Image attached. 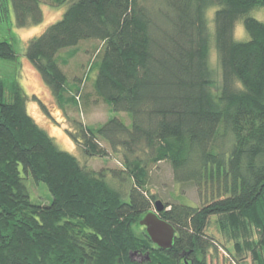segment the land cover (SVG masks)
<instances>
[{
  "label": "trees",
  "instance_id": "obj_1",
  "mask_svg": "<svg viewBox=\"0 0 264 264\" xmlns=\"http://www.w3.org/2000/svg\"><path fill=\"white\" fill-rule=\"evenodd\" d=\"M9 1L17 28L41 23L42 4H67L31 38L25 57L59 101L67 83L60 61L80 41L100 40L90 66L94 92L130 124L111 117L97 127L77 123L70 133L89 156L109 154L100 141L120 155L122 169H110L115 187L38 125L16 76L5 101L0 75V264H207L212 215L235 261L249 253L252 264H264V21L249 15L264 0ZM213 7L211 32L206 12ZM239 19L247 40L234 38ZM3 22L10 23L8 0H0ZM211 36L218 85L208 62ZM16 58L13 42L0 38V60ZM161 160L175 182L210 194L200 206L167 203L159 213L176 229L168 250L138 223L156 199L147 165ZM29 175L47 185L49 203L31 202Z\"/></svg>",
  "mask_w": 264,
  "mask_h": 264
},
{
  "label": "rangeland",
  "instance_id": "obj_2",
  "mask_svg": "<svg viewBox=\"0 0 264 264\" xmlns=\"http://www.w3.org/2000/svg\"><path fill=\"white\" fill-rule=\"evenodd\" d=\"M67 4L59 7L42 4L43 21L37 25L17 28L14 26V13L10 1L8 0L9 22L0 24V38H5L13 42L17 53L15 61L0 60V75L5 81V101H11L10 82L16 76L20 86L27 96V112L34 118L38 125L43 128L49 136L53 138L57 146L70 152L89 169L102 171L106 179L115 187H121L118 179H112L110 169H122L120 155L110 152L107 144L100 141L109 154L105 156H89L84 152L81 144L72 139L70 133H75L76 124L97 127L111 117H117L126 124H130V117L124 112H115L103 101L93 89V81L96 76V69L91 68L92 62L100 55L101 41L98 39H85L78 43L76 53L68 58L60 67L65 73L67 83L62 98L58 101L51 93L42 78L25 57V50L28 42L34 36L41 33L48 24L58 20ZM216 7L209 8L206 12L207 25L213 31V14ZM250 16L264 21V7L253 9ZM14 35V37H13ZM234 38L236 40H247L248 33L243 26V20L235 22ZM213 36H211V45ZM74 48V49H75ZM68 49L59 52V57H66ZM208 62L213 71L215 84H220L222 79L221 68L218 56L213 45L209 51ZM77 89V90H76ZM73 95V98H70ZM147 189L156 196L155 200H160L164 206L167 203L182 202L193 206H200L209 199L208 190L200 191L191 183H178L174 181L171 165L168 161L161 160L157 163H149ZM22 175L24 173L22 172ZM30 200L35 204H47L52 195L43 182L36 183L29 175L25 178ZM168 207H165V209ZM151 209H154V202ZM216 216L212 215L208 219L206 234L213 237L214 246L206 255L207 264H240L233 258L234 250L232 242L228 241L218 230L215 221ZM233 253V254H230ZM136 260H142L140 254L134 253L132 256ZM241 264H252L249 253L242 255Z\"/></svg>",
  "mask_w": 264,
  "mask_h": 264
},
{
  "label": "water",
  "instance_id": "obj_3",
  "mask_svg": "<svg viewBox=\"0 0 264 264\" xmlns=\"http://www.w3.org/2000/svg\"><path fill=\"white\" fill-rule=\"evenodd\" d=\"M165 209L160 200L154 201V209H149L138 221L139 225L144 226L145 232L151 242L162 250L171 249L174 245L176 229L166 220L162 219L159 213ZM134 254V253H133ZM185 264H193L192 261Z\"/></svg>",
  "mask_w": 264,
  "mask_h": 264
}]
</instances>
